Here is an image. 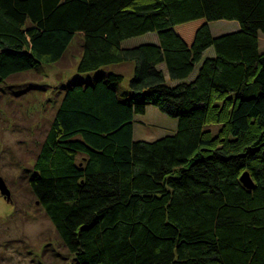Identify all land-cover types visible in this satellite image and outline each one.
Returning a JSON list of instances; mask_svg holds the SVG:
<instances>
[{"label": "trees", "instance_id": "16d2710c", "mask_svg": "<svg viewBox=\"0 0 264 264\" xmlns=\"http://www.w3.org/2000/svg\"><path fill=\"white\" fill-rule=\"evenodd\" d=\"M78 36L29 180L76 264H264V0H0V86ZM127 62L120 92L101 70ZM149 105L175 134L135 141Z\"/></svg>", "mask_w": 264, "mask_h": 264}, {"label": "rangeland", "instance_id": "374dc122", "mask_svg": "<svg viewBox=\"0 0 264 264\" xmlns=\"http://www.w3.org/2000/svg\"><path fill=\"white\" fill-rule=\"evenodd\" d=\"M210 28L217 37L236 31L238 23L217 21ZM153 39L137 37L124 46ZM81 52L78 36L59 64L43 65L0 86V178L11 192L10 200L0 193V264H76L44 209L37 204L29 180L64 95V86L74 84L81 76L77 70ZM134 68V62H127L105 67L101 73L122 75L119 91L123 92L129 88ZM177 126V119L149 105L145 115L135 117L134 139L153 142L175 134ZM220 128L221 125L211 126L215 135Z\"/></svg>", "mask_w": 264, "mask_h": 264}, {"label": "water", "instance_id": "95a60500", "mask_svg": "<svg viewBox=\"0 0 264 264\" xmlns=\"http://www.w3.org/2000/svg\"><path fill=\"white\" fill-rule=\"evenodd\" d=\"M242 181H243V183L245 184L246 187H248V188H252L253 187V182H252V179L250 178L249 174L245 173L242 176ZM0 193L4 197H6L8 200L11 199V192L8 189L5 181L2 178H0Z\"/></svg>", "mask_w": 264, "mask_h": 264}]
</instances>
